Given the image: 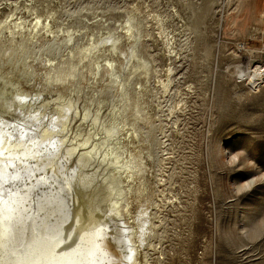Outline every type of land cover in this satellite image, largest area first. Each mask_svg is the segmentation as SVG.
<instances>
[{"label":"rangeland","instance_id":"rangeland-1","mask_svg":"<svg viewBox=\"0 0 264 264\" xmlns=\"http://www.w3.org/2000/svg\"><path fill=\"white\" fill-rule=\"evenodd\" d=\"M205 1L208 0H21L18 9L13 11V6H10L13 0H0V21H4L6 16L11 17V20L17 17L15 19L31 21L36 13L42 18L52 19L55 31L66 28L72 35L76 33L72 44L64 42L68 40L66 32H59L55 42H52L50 35L43 33L38 44L23 42L26 38L0 37V72L10 79L21 77V88L32 95L39 89L38 74L34 76L36 85L32 90L29 88L33 84L30 78L35 74L34 70L39 71L43 65L48 69L45 63L47 56L60 59L65 49L77 53L81 44L92 40L90 34L98 37L106 31L112 33L131 14L135 16L142 28L140 51L153 63L150 78L152 85L156 84L155 75L164 78L167 65L174 71L171 69L173 82L164 96H157L155 86L154 91L148 93L146 100L153 119L150 123L139 124L144 133L142 138L150 143L153 154V158L145 159L148 169L144 171L146 185L152 188L151 199L157 205L152 208V213L158 216L154 221L155 230L148 236L154 248L147 250V264H264V79L257 81L254 86L248 85L256 69L264 70V0H213L207 8L204 6ZM201 5L205 10H201ZM21 7L28 9L23 10ZM195 12L200 15L199 23L203 24L190 27V21L193 22L197 15L191 18V14ZM219 16L223 25L217 28L215 24ZM106 20L107 27L96 23ZM159 20L164 25L161 26L164 29L160 30L162 32H159L162 29ZM217 29L218 34H215ZM1 33L0 36L3 35ZM62 37L65 38L61 40L63 43L60 41ZM168 39L169 43L175 42V49L168 50L165 44ZM124 49L128 51L126 46ZM128 53V59L133 60ZM120 59L125 61L123 57ZM78 67L76 74L86 72V80L80 78L81 74L78 75L80 82L77 78L65 85L63 82L52 83L53 87L41 82L45 85L43 91L53 98L57 94L73 98L74 93L79 98L77 90L84 88V91L89 89L87 92L90 95L94 94L91 90L110 98L116 94L118 88L115 90L114 87L118 86L116 82H109L105 69L103 72L107 75H104V81L100 83L92 80L93 76L88 75L87 68L82 64ZM87 76L92 77L89 83ZM139 76L136 74L131 78V90L137 89L136 79ZM27 79L32 83H28ZM144 82L142 80L141 83ZM69 88L73 90L72 93ZM38 97L39 100L43 99L41 95ZM157 98L162 105L160 109H156ZM38 110L43 112L44 109ZM29 113L33 114L31 111ZM45 120L39 122L44 124ZM20 122L18 120L17 124L20 125ZM49 128L47 133L51 134V138L59 132L57 128ZM41 139L44 141L45 137ZM68 147L63 145L60 155H64ZM74 157L70 156L72 162L71 159L66 161L68 166L72 165ZM6 164L0 167V176L8 175L5 178L11 179V182L9 180L5 183L2 179L0 196H6L10 186L14 184L13 189L18 184L16 181L19 175L24 174L20 184L26 182L30 171L29 168L26 175L25 172L16 173L14 164L9 169ZM25 166H21L20 171ZM45 189L42 187L38 193H44ZM27 192V199L32 203L31 210H34L27 213L33 219L41 216V207L46 211L54 210L55 207L57 211L63 203L71 202L69 196L62 197L59 192L55 194L56 197L51 192L30 200L34 192L31 193L30 189ZM58 193L61 196H57ZM58 202L60 204L57 205ZM37 203L43 205L39 210L36 209ZM69 205L72 210V204ZM55 210L54 214L61 216L59 219L55 216L51 222L57 223L60 228V224H67L69 219L62 215V211L58 210V214ZM50 213L47 220L52 217ZM31 218V222H34ZM51 222L45 225L51 228L48 229L50 233L56 235L54 232L58 226ZM37 223H40L39 220ZM39 228L35 227L36 233H41ZM54 228L56 230H52ZM45 230L48 238L49 233Z\"/></svg>","mask_w":264,"mask_h":264},{"label":"bare ground","instance_id":"bare-ground-1","mask_svg":"<svg viewBox=\"0 0 264 264\" xmlns=\"http://www.w3.org/2000/svg\"><path fill=\"white\" fill-rule=\"evenodd\" d=\"M13 1L10 6H13V11H16L21 0ZM212 2L213 0L205 1V8ZM21 8L23 10L28 9L26 7ZM200 8L205 10L202 5ZM33 15L35 17L31 21L15 19L17 17L11 20V17L6 16L4 21H0V33L4 30L0 37L3 38L4 36L3 39L20 37L22 40L26 38L23 42H37L36 44H38L42 40L40 38H43V33L50 35L53 38L51 39L52 42H55L59 38V32H66L68 40L66 41L62 37L60 41L65 40V43H71L74 38L73 35L76 33L72 35L69 33L71 31H66V28L55 31L51 24L52 19L50 20L49 17L42 18L36 13ZM193 16L195 18L193 22L190 21V27L200 24L198 12L192 13L191 18ZM134 17L131 14L125 23L119 26V30L114 28L112 33L106 31L104 35L100 34L98 37L90 34L92 40L89 43L81 44V47L76 46L78 47L77 53L72 49H65L62 51L60 59L47 56L45 63L48 65V69H45L44 63H42L43 68L40 70H44V72L40 70L35 72L34 70L35 74H32L33 77L38 74L39 84V89L35 90L36 92L32 95L22 89L23 87L21 88V77L10 79L5 73L0 72V162L7 163L8 169L14 164L16 173L18 171L20 173L25 172V175L30 168L26 182L20 184L24 174H18L19 180L16 182L19 185L17 184L11 189L14 184L11 187L9 183L10 190H7V195L0 196V264L148 263L147 250L154 248L148 236L152 235L151 233L155 230L154 221L158 219V216L152 213V208L157 207V205L151 199L153 197L152 188H150L151 185H146L144 171L148 169L145 159L153 158V154L150 151V143L143 140L142 134L144 133L141 131L142 127L140 129L139 126L143 122L150 123L153 119L146 100L148 93L153 92L155 86L158 92L157 96H164L170 90L173 81L171 77L172 68L167 65L164 78L160 79L155 75L156 84L152 85L150 81L152 79L151 73L153 74L151 72L152 62L150 63V60L145 58L144 54L142 55V50L140 51L142 28ZM7 19L9 20L7 21ZM106 22L107 20L96 23L104 27L107 25ZM158 22H160V26H158L161 27L162 21L159 20ZM3 24L4 26H2ZM215 25L217 28L223 25L220 16ZM160 30L164 29H159V32H162ZM218 31L219 29L216 30L215 34H218ZM173 40L174 37L171 38V41ZM60 41L56 42L61 43L62 41ZM165 44L168 50L175 49V42L169 43L168 39ZM125 46L128 51H125ZM127 52L133 60L128 59ZM208 53L210 56V50ZM122 57L125 58L124 62L126 63L120 59ZM79 64L87 68L88 71L85 70L88 75L93 76V78L90 77L94 82L104 81V75L108 74L109 82H116L118 86L114 87L115 90L118 88L115 91L116 94L110 98L99 95L96 90H91L94 91V94L90 95L87 92L89 89L84 91L85 88L83 87L84 90H77L79 98L77 93H74V96L71 94L73 90L70 88L71 93L69 95L73 98L62 94H57L53 98V96H49L48 92L43 91L45 86L43 83L47 86L59 82H63L62 84L68 82L67 84H69L71 80H76L79 75L76 74ZM79 69L82 71L81 67ZM32 70L29 72L32 73ZM103 71L107 74H104ZM125 72H127L126 75H124ZM85 73H80V75L82 74L80 78L86 80ZM136 74L138 76L144 75H141V78L145 82L141 83L142 80L139 76L136 79L137 89L132 88L131 90L129 82ZM33 77H28L33 81V84L29 85L30 90L36 85L35 77ZM80 78H78L79 82ZM91 78L88 77L87 82ZM250 78L248 85L254 86L264 79V70L256 69ZM27 80L25 81L32 83L29 82V79ZM39 95L43 96L42 100L38 99ZM31 96L33 97L31 98ZM37 106L38 109L43 108V112L40 111L41 109L38 110ZM160 106L162 105L157 98L156 109H160ZM51 111H55V113ZM41 119L46 122L41 124ZM18 120L22 121L20 125L17 124ZM50 126L53 127L52 130L57 128L59 131L52 138L51 134L47 133ZM39 129L41 130L39 131ZM38 131L41 134H36ZM42 136L45 137L44 141L41 139ZM56 139L58 140L56 141ZM63 145H68L70 148L65 149L64 155H60V149ZM70 156L75 157L72 165L68 166L69 163L66 164V161H70ZM23 165H26L27 170L24 168L20 171ZM7 176H0V184H2V179L5 180V183H8L9 180L11 182V179L5 178ZM50 186H57L55 188L58 191L50 188ZM42 187L43 190L44 188L47 190L45 189L44 193H38ZM48 188L62 193V197L69 196L71 198V202H65L59 206L60 209L57 208V211H62V215L64 217L66 215L69 219L67 223L65 218L67 224L61 225L60 222V228L57 223L51 222L56 216L54 214L55 207L54 210L46 211L41 207L42 204L37 203L36 209L39 210L41 207L39 210V216H41L33 219V216L27 213L34 211L31 210L32 203H29L27 199L29 198L28 189L31 193L37 194L35 196L33 193L34 197L31 195L30 200L51 192H54L53 195L56 197L57 192L55 193ZM7 191L5 190V192ZM60 194L57 196H61ZM45 198L46 202L47 199ZM48 200L50 199L48 198ZM65 200L70 201L67 198ZM69 203L72 204V210ZM58 204L60 203L58 202ZM12 206V209L15 208L14 210L11 209ZM57 211L55 210V212ZM49 213L52 217L47 220ZM57 213L59 214V212ZM30 217L34 222H31ZM59 217L57 218L59 219ZM38 220L40 223H37ZM48 221L58 226H55L57 227V231L54 232L56 235L49 232L50 227H46L45 224H48ZM53 226L51 227L53 228ZM35 227H40L41 233H36ZM45 229L49 233L48 238L45 236L47 234Z\"/></svg>","mask_w":264,"mask_h":264}]
</instances>
